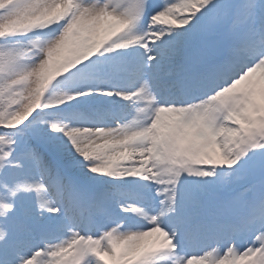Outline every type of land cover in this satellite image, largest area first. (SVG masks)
<instances>
[{
  "label": "snow or ice",
  "instance_id": "6c2138e0",
  "mask_svg": "<svg viewBox=\"0 0 264 264\" xmlns=\"http://www.w3.org/2000/svg\"><path fill=\"white\" fill-rule=\"evenodd\" d=\"M0 264H264V0H0Z\"/></svg>",
  "mask_w": 264,
  "mask_h": 264
}]
</instances>
